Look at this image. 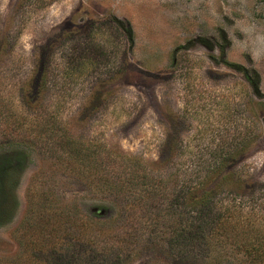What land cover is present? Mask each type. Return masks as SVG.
<instances>
[{
	"label": "rangeland",
	"instance_id": "1",
	"mask_svg": "<svg viewBox=\"0 0 264 264\" xmlns=\"http://www.w3.org/2000/svg\"><path fill=\"white\" fill-rule=\"evenodd\" d=\"M71 145L86 157L59 159ZM110 152L200 181L230 158L215 199L256 202L264 235V0H0V259L22 252L21 233L50 237L52 213L122 220L100 180L122 175ZM58 234L55 263L83 261ZM122 264L184 263L136 249Z\"/></svg>",
	"mask_w": 264,
	"mask_h": 264
},
{
	"label": "trees",
	"instance_id": "2",
	"mask_svg": "<svg viewBox=\"0 0 264 264\" xmlns=\"http://www.w3.org/2000/svg\"><path fill=\"white\" fill-rule=\"evenodd\" d=\"M245 76L256 83L249 74ZM83 156V147L71 145L58 158L70 163ZM94 160L98 162L97 157ZM230 161L226 157L215 159L206 170L205 181H200L202 169L158 174L141 169L138 160L110 152L101 162L121 169L122 175H118L120 171H108L100 180L120 196L126 216L115 222L114 217L83 218L70 210L52 213L45 221L46 226L50 225V237L26 240L21 233L17 239L20 244L21 238L25 239L22 252L0 259V264H122L136 249L168 250L184 264H214L226 255L237 254L246 264H264V235L256 225L261 217L256 202L249 197H232L227 202L215 199L218 183L229 178ZM29 222L24 218L20 229L23 231ZM62 230L74 235L77 256H82L83 261L70 258L65 263H55L52 252L63 248L64 237L58 236ZM232 245L237 251H229ZM47 251L50 260L44 259Z\"/></svg>",
	"mask_w": 264,
	"mask_h": 264
}]
</instances>
